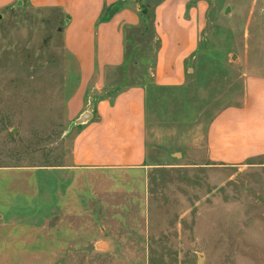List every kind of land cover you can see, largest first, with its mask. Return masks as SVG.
I'll list each match as a JSON object with an SVG mask.
<instances>
[{
  "label": "rangeland",
  "instance_id": "1",
  "mask_svg": "<svg viewBox=\"0 0 264 264\" xmlns=\"http://www.w3.org/2000/svg\"><path fill=\"white\" fill-rule=\"evenodd\" d=\"M202 2L187 84L150 85L141 168L74 165L67 105L80 72L63 15L0 11V264H264V161L217 166L206 145L247 75H264V0ZM153 28L129 39L120 83L149 79Z\"/></svg>",
  "mask_w": 264,
  "mask_h": 264
},
{
  "label": "crops",
  "instance_id": "2",
  "mask_svg": "<svg viewBox=\"0 0 264 264\" xmlns=\"http://www.w3.org/2000/svg\"><path fill=\"white\" fill-rule=\"evenodd\" d=\"M27 4L62 13L63 40L80 82L68 101L77 125L73 163L79 168H141L148 163L150 85L181 88L199 50L202 0H0V11ZM151 22L155 50L149 79L120 83L129 64V39ZM138 48V47H136ZM124 74V73H123ZM207 155L217 166L264 161V75L249 74L243 100L220 110L208 125Z\"/></svg>",
  "mask_w": 264,
  "mask_h": 264
},
{
  "label": "water",
  "instance_id": "3",
  "mask_svg": "<svg viewBox=\"0 0 264 264\" xmlns=\"http://www.w3.org/2000/svg\"><path fill=\"white\" fill-rule=\"evenodd\" d=\"M0 18H1V15H0ZM89 115H90L89 113H86V114L82 115L79 119L73 121L70 125L71 128H73L74 126L85 123L89 119ZM97 247L105 249L107 247V244L102 241V242L97 244ZM198 264H205V256L203 254H199Z\"/></svg>",
  "mask_w": 264,
  "mask_h": 264
}]
</instances>
